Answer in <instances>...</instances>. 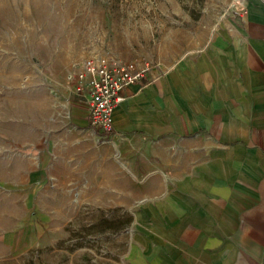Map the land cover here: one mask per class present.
Segmentation results:
<instances>
[{
  "label": "rangeland",
  "instance_id": "obj_1",
  "mask_svg": "<svg viewBox=\"0 0 264 264\" xmlns=\"http://www.w3.org/2000/svg\"><path fill=\"white\" fill-rule=\"evenodd\" d=\"M239 6L0 0V264L132 261L141 228L133 210L119 204L117 178L103 175L108 141L100 142L90 124L72 125L88 111L74 76L90 57L167 70L197 52ZM39 159L50 163L46 174L35 171Z\"/></svg>",
  "mask_w": 264,
  "mask_h": 264
},
{
  "label": "crops",
  "instance_id": "obj_2",
  "mask_svg": "<svg viewBox=\"0 0 264 264\" xmlns=\"http://www.w3.org/2000/svg\"><path fill=\"white\" fill-rule=\"evenodd\" d=\"M239 3L197 52L125 87L113 111L103 175L141 228L128 264H264V0ZM82 114L74 127L89 125Z\"/></svg>",
  "mask_w": 264,
  "mask_h": 264
},
{
  "label": "built area",
  "instance_id": "obj_3",
  "mask_svg": "<svg viewBox=\"0 0 264 264\" xmlns=\"http://www.w3.org/2000/svg\"><path fill=\"white\" fill-rule=\"evenodd\" d=\"M150 65L108 63L100 57H90L74 76L78 96L87 105L89 124L97 139L104 143L113 132V111L124 100L122 90L141 81Z\"/></svg>",
  "mask_w": 264,
  "mask_h": 264
}]
</instances>
